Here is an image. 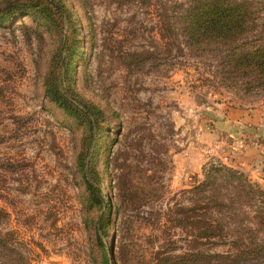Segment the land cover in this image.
I'll list each match as a JSON object with an SVG mask.
<instances>
[{
	"label": "rangeland",
	"instance_id": "374dc122",
	"mask_svg": "<svg viewBox=\"0 0 264 264\" xmlns=\"http://www.w3.org/2000/svg\"><path fill=\"white\" fill-rule=\"evenodd\" d=\"M63 1L79 33L72 51L27 13L0 20V230L28 264H99L101 247L108 264H152L155 249L236 252L229 232L192 245L163 222L210 163L264 189V90L222 79L219 51L174 34L186 0ZM73 33L63 25V38ZM50 68L103 112L82 155L102 173L103 195L121 194L120 209L112 199L89 228L76 167L86 131L44 94Z\"/></svg>",
	"mask_w": 264,
	"mask_h": 264
},
{
	"label": "trees",
	"instance_id": "16d2710c",
	"mask_svg": "<svg viewBox=\"0 0 264 264\" xmlns=\"http://www.w3.org/2000/svg\"><path fill=\"white\" fill-rule=\"evenodd\" d=\"M186 4L176 16L179 31H173L174 34L179 33L188 48L219 51L222 79L243 84L246 90H264V0H186ZM19 13H27L34 21L50 25V31L59 33L61 45L66 49L77 48L76 21L63 0H0L2 22ZM64 24L69 32L74 30L69 40L62 35ZM73 57L70 55L65 60L68 70L69 63L76 61ZM42 85L44 94L59 109L77 118L85 127L86 135L81 139L76 167L83 177V188L79 192L84 212L82 220L89 228L90 217L98 210L103 209L100 221L106 220L112 199L115 210L120 209L121 194L103 195L102 173L92 166L93 159L86 162L82 155L88 147L97 144V134L104 131L103 112L75 89L63 85L53 74V68L43 75ZM202 174L199 183L185 189L187 202L178 204L173 213L165 217L164 230L184 228L191 236L192 245L199 243L198 238L224 236L229 232L237 242V251L204 253L190 248L174 254L155 249L150 254L152 264H264V236H261L264 234V189L223 164L210 163ZM4 217L0 208V225ZM9 235L0 230V264H28L26 256ZM100 250L99 264H108L104 249Z\"/></svg>",
	"mask_w": 264,
	"mask_h": 264
},
{
	"label": "crops",
	"instance_id": "0c3cea01",
	"mask_svg": "<svg viewBox=\"0 0 264 264\" xmlns=\"http://www.w3.org/2000/svg\"><path fill=\"white\" fill-rule=\"evenodd\" d=\"M225 133V132H224Z\"/></svg>",
	"mask_w": 264,
	"mask_h": 264
}]
</instances>
